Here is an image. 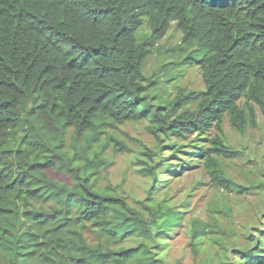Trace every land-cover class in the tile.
Wrapping results in <instances>:
<instances>
[{"label":"trees","instance_id":"trees-1","mask_svg":"<svg viewBox=\"0 0 264 264\" xmlns=\"http://www.w3.org/2000/svg\"><path fill=\"white\" fill-rule=\"evenodd\" d=\"M171 29L174 66L197 65L205 90L160 103L144 64ZM258 113L264 120V0H0V264H169L163 251L189 203L158 199L163 168L189 170L177 163L185 153L215 187L248 195L260 187L220 165L240 152L205 136L226 117L243 133ZM105 121H147L157 139L137 159L150 179L139 206L102 183L113 162L92 144ZM193 135L201 143L181 151ZM232 228L192 219L196 264H264V230L239 245Z\"/></svg>","mask_w":264,"mask_h":264},{"label":"rangeland","instance_id":"rangeland-1","mask_svg":"<svg viewBox=\"0 0 264 264\" xmlns=\"http://www.w3.org/2000/svg\"><path fill=\"white\" fill-rule=\"evenodd\" d=\"M149 36L150 30L146 25L137 33L139 41H144ZM178 44H180V34L171 29L166 38L152 49L144 64L146 77H153L154 81L159 82L153 93L158 96L160 103L173 100L181 92L188 95L205 90L202 74L197 65L195 67L174 66L173 63L180 61L178 60L180 53L175 51ZM169 64L173 65L166 66ZM168 75H175L176 78L168 82ZM187 108L195 109L191 105ZM149 126L147 121H126L122 125L105 121L96 128L93 134L94 149L102 147L105 150V157L113 162L107 170L109 173L107 179H104L102 183L117 188L116 191L119 194L123 193V196L135 207L139 206L136 203L138 200L147 197L146 191L150 187V179L138 173L142 164L137 160L141 159L142 162L146 160L147 157L143 154L146 152L145 147L153 150L157 144L156 137L148 130ZM209 136H219L228 147L237 153L240 152L238 157L220 161L227 176L246 188L251 189L254 185L260 188L253 189L248 195H236L217 188L214 186L209 171L201 167L200 163L199 165L193 164L195 159L189 158L185 153L180 154V160L177 163L182 164V159L188 161L192 164L189 170L177 175L171 172L169 174L167 166L163 168V180L165 178L169 180L164 183L159 192L164 193V197L160 195L158 199H171V206L181 207L183 203H189L185 208L179 209L186 212L185 220L182 226L174 231V237L163 251L164 258L169 264H196L189 246L190 223L194 218L204 222L218 218L221 224L229 223L236 233L237 241L234 242L239 245L244 244L246 237L252 234L258 236V232L264 230V120L262 116L258 113L255 125L248 124L243 133L236 131L226 117L221 130L213 128L210 135L205 136L206 139ZM201 141L200 136L193 135L178 142L186 145L181 149L186 152L189 151V147L200 144ZM116 142L128 150L116 153L114 150ZM83 144V140L77 143L78 146ZM162 144L164 145L165 141ZM166 153L167 163L173 162L171 153L169 151ZM61 177L65 179V176ZM219 210L222 213L217 214ZM227 213L231 215L229 218L226 217Z\"/></svg>","mask_w":264,"mask_h":264}]
</instances>
